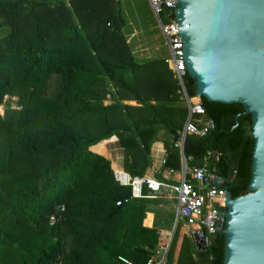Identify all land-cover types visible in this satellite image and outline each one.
<instances>
[{
	"label": "trees",
	"instance_id": "obj_1",
	"mask_svg": "<svg viewBox=\"0 0 264 264\" xmlns=\"http://www.w3.org/2000/svg\"><path fill=\"white\" fill-rule=\"evenodd\" d=\"M119 5L0 0V264H145L169 242L166 230L142 225L145 198H131L109 160L90 151L116 136L123 170L140 177L161 142L160 173L181 167L172 132L183 129L184 96L170 65L134 56ZM183 84L197 96L187 73ZM200 102L214 128L185 138L186 165L219 152L208 173L236 198L251 178L250 115L239 102ZM183 229L178 223L167 264H222L223 232L199 251Z\"/></svg>",
	"mask_w": 264,
	"mask_h": 264
},
{
	"label": "water",
	"instance_id": "obj_2",
	"mask_svg": "<svg viewBox=\"0 0 264 264\" xmlns=\"http://www.w3.org/2000/svg\"><path fill=\"white\" fill-rule=\"evenodd\" d=\"M173 5L196 95L213 102H239L251 118L248 192L232 198L221 188L222 264H264V0H173ZM221 183L205 177L202 187ZM192 238L197 250L208 247L203 231H193Z\"/></svg>",
	"mask_w": 264,
	"mask_h": 264
},
{
	"label": "built area",
	"instance_id": "obj_3",
	"mask_svg": "<svg viewBox=\"0 0 264 264\" xmlns=\"http://www.w3.org/2000/svg\"><path fill=\"white\" fill-rule=\"evenodd\" d=\"M150 9L155 16L160 32L166 42L169 58L165 60L170 65L174 77L179 83L180 92L184 96L187 116L174 147L178 148L181 155L182 174L176 184L161 182L154 178L132 176L123 170H113V178L119 186L130 188L131 198H144V188L151 192V197H164V190L175 200V222L180 223L185 232L192 236L193 231H203L208 238L222 233L225 218V198L221 188L214 186L203 189L202 181L205 177L216 178L208 173L207 161H218L219 152H208L203 164L198 167L188 168L183 156V143L187 136L203 135L214 128L211 120H203L204 108L200 98L188 97L183 84L186 75V66L180 46L173 0H148ZM116 205H121L116 202ZM57 212L64 211V206L56 208ZM50 224L54 223V216L49 218ZM169 243L158 247L145 264H167Z\"/></svg>",
	"mask_w": 264,
	"mask_h": 264
},
{
	"label": "rangeland",
	"instance_id": "obj_4",
	"mask_svg": "<svg viewBox=\"0 0 264 264\" xmlns=\"http://www.w3.org/2000/svg\"><path fill=\"white\" fill-rule=\"evenodd\" d=\"M64 1L66 2V0ZM119 4L121 15L125 20L123 33L129 40L130 45H132L133 50L136 45H142V48L136 50V55L140 58L151 57L157 60H167L169 58L168 48L160 32L158 22L150 9L148 0H120ZM15 100V98L6 97L4 99V103H8L11 107H16ZM104 103L107 104L108 102ZM3 110L4 108L2 105L0 106V114H3ZM100 145L105 146V143ZM179 171L182 173V167H180ZM164 192L168 191L164 190ZM161 199H163V208L160 210V214H157L156 216V224L153 223L155 226L150 223L149 218L148 221H146L147 217L145 221L143 220V222H145V224L147 222L145 225L146 227L162 228L163 230L169 232V240L171 241L175 230L178 228V224L175 222L176 220L174 214L175 202L169 194H164V197H161ZM183 232L190 236V240L195 245L191 234L185 232L184 229ZM170 241L168 243H170Z\"/></svg>",
	"mask_w": 264,
	"mask_h": 264
},
{
	"label": "crops",
	"instance_id": "obj_5",
	"mask_svg": "<svg viewBox=\"0 0 264 264\" xmlns=\"http://www.w3.org/2000/svg\"><path fill=\"white\" fill-rule=\"evenodd\" d=\"M118 1L120 3V0H116V2ZM126 40H127L129 48L131 49L132 53L134 54L136 58L141 59V60L155 59L151 57H141L140 58L139 56L136 55L137 53L136 50H138L139 48H142V45L141 44L136 45L135 49L133 50L132 45H130L129 40L127 38ZM124 103L131 104V105L135 104V102L133 101H126ZM102 143H105V146L100 145ZM90 151L97 153L103 156L105 159L109 160L111 168L113 170H123L124 150L120 146L118 138L116 136H113L109 139L101 141L100 143L96 145L91 146ZM150 158H151L150 165L145 169L142 176L147 177V178H154L156 180L169 183V184H176L180 180L181 174H182L180 171H164L160 173L161 169L163 168L164 160H165V150L161 142H155L151 145ZM181 167H182V163H181ZM158 174H160L159 179H158ZM164 193L167 194V192H164ZM150 194L151 192L147 193V195L144 197L145 199L143 203L146 208H145L143 220L145 221L147 217L146 221H148V218H149L150 223L153 225V223L156 224L157 214H160L159 212L163 208V205H162L163 199L157 198V197H151ZM174 214H175V210H174ZM146 224L145 222L142 221L143 226H145ZM149 228H152V227H149ZM159 229H162V228H159Z\"/></svg>",
	"mask_w": 264,
	"mask_h": 264
}]
</instances>
